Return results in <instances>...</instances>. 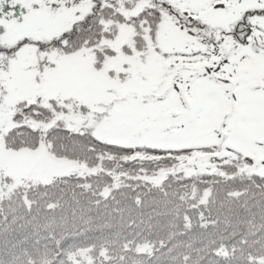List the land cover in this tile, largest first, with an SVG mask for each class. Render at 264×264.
Listing matches in <instances>:
<instances>
[{"label":"snow or ice","instance_id":"obj_1","mask_svg":"<svg viewBox=\"0 0 264 264\" xmlns=\"http://www.w3.org/2000/svg\"><path fill=\"white\" fill-rule=\"evenodd\" d=\"M0 264H264V0H0Z\"/></svg>","mask_w":264,"mask_h":264}]
</instances>
